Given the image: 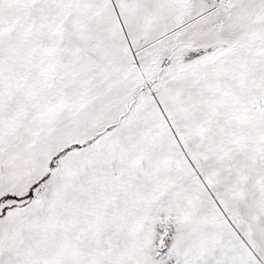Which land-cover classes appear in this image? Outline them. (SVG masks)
I'll list each match as a JSON object with an SVG mask.
<instances>
[{"label":"snow or ice","instance_id":"1","mask_svg":"<svg viewBox=\"0 0 264 264\" xmlns=\"http://www.w3.org/2000/svg\"><path fill=\"white\" fill-rule=\"evenodd\" d=\"M0 264H264V0H0Z\"/></svg>","mask_w":264,"mask_h":264}]
</instances>
